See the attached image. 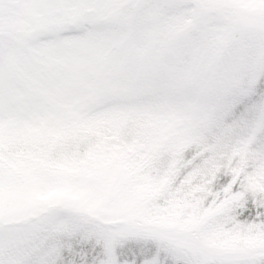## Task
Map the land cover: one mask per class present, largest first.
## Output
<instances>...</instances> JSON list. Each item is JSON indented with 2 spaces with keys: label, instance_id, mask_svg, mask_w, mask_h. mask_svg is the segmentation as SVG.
I'll return each instance as SVG.
<instances>
[{
  "label": "snow or ice",
  "instance_id": "obj_1",
  "mask_svg": "<svg viewBox=\"0 0 264 264\" xmlns=\"http://www.w3.org/2000/svg\"><path fill=\"white\" fill-rule=\"evenodd\" d=\"M0 264H264V0H0Z\"/></svg>",
  "mask_w": 264,
  "mask_h": 264
}]
</instances>
